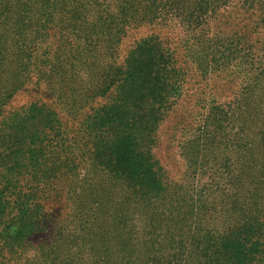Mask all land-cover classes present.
Listing matches in <instances>:
<instances>
[{
	"label": "trees",
	"instance_id": "obj_1",
	"mask_svg": "<svg viewBox=\"0 0 264 264\" xmlns=\"http://www.w3.org/2000/svg\"><path fill=\"white\" fill-rule=\"evenodd\" d=\"M66 1L0 0V264L30 236L52 229L39 184L61 158L69 171L77 159L95 168V207L82 231L55 227L52 243L38 247V264H264V0H95V33L103 38L95 42V86L80 99L103 100L76 138L87 146L83 158L46 103L7 115L2 109L29 78L33 53L55 15L66 12ZM133 22L176 24L188 38L186 58L151 35L120 63L118 45ZM191 66L204 75L244 77L227 110L205 108L198 139L183 146L198 174L210 161L204 152L220 123L238 124V137L228 142L238 154L224 162L227 182L203 184L220 200L202 191L196 198L177 193L152 153ZM47 69L49 86L64 81L61 70ZM77 214L87 216L85 206Z\"/></svg>",
	"mask_w": 264,
	"mask_h": 264
},
{
	"label": "rangeland",
	"instance_id": "obj_2",
	"mask_svg": "<svg viewBox=\"0 0 264 264\" xmlns=\"http://www.w3.org/2000/svg\"><path fill=\"white\" fill-rule=\"evenodd\" d=\"M66 5L62 10L66 12L56 14L53 18L47 40L41 41L34 51L26 83L11 96L2 109L4 115H7L10 112H22L35 102L46 103L57 112L68 128L69 140H74L83 150L80 153L83 158L82 154L87 146L76 138L79 137L78 133L86 118L103 98L89 97L81 100L80 96L90 92L88 89L95 86V42L98 43L103 37L95 33V0H67ZM73 6L79 12L77 15H74ZM60 20L62 23L56 26ZM151 35L161 37L171 48L179 51L183 60L186 58L185 41L188 38L176 24L133 22L118 45V61L122 63L136 42ZM102 42L107 45V42ZM51 66L64 73V81L53 84V87L46 83L43 76V72ZM243 85V75L218 71L204 75L195 67L189 68L183 93L160 124L152 147L159 175L177 193L186 198H196L198 192L202 191L203 197L209 201L212 196L220 200L217 196L221 195L220 192L212 194L207 189L203 190V184H213V180L217 179L221 181L220 188H223L227 182L228 171L224 162L228 156L236 157L238 154L236 146L228 148V142H234L238 137V124L231 129L226 128V121L225 124L220 123L222 129H216L215 140H211L204 152L210 161L205 164L204 169H199L198 174L193 168H189L183 146L189 139H198L200 119L205 108L221 106L227 110L228 106L225 107V104L241 94ZM59 88H62L65 97H62ZM61 160L62 158L45 170L44 183L39 184L46 193L41 200L52 218V229L30 236L24 248L18 253L7 255L3 264H38V247L40 244L52 243L56 234L55 227L64 225L72 230L77 225L82 231L86 225L93 212L92 208L95 207V168L87 170L89 166H82L83 162L77 159V167L74 171H69L65 164H61ZM235 167L233 173L238 171ZM197 179L200 180L199 183ZM85 195L90 197V201H83ZM78 206H85L87 216L80 219L77 214Z\"/></svg>",
	"mask_w": 264,
	"mask_h": 264
}]
</instances>
